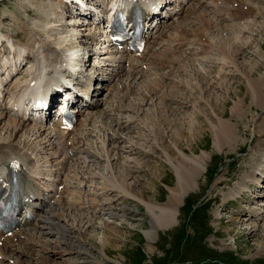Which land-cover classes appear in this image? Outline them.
<instances>
[{
  "label": "rangeland",
  "instance_id": "obj_1",
  "mask_svg": "<svg viewBox=\"0 0 264 264\" xmlns=\"http://www.w3.org/2000/svg\"><path fill=\"white\" fill-rule=\"evenodd\" d=\"M212 1H189L185 13L174 18L172 26L161 33L157 43L150 45L145 58H141L145 72L138 73L142 67L136 72L135 69L142 64L135 63L137 67L128 68L130 73L127 70L128 73H120L116 80L106 79L109 81L108 87L100 98L98 108L93 110V114L99 113L101 117L95 126L91 120L83 125L81 123L79 132L74 134L83 137L91 131L94 136L86 138L89 141H85L80 154L74 151L73 156L60 157L62 144L69 146L75 137L62 135L64 138L66 136V139H62L57 133L59 139L49 138L47 129L39 128L43 125L29 124L28 129L21 131L15 139V129L9 126L14 118L6 113L4 105H0V116H4L0 124V147H16L21 155L35 160L40 171L35 169V164H29L28 168L30 171L32 167L39 173L34 178L40 188L56 190L54 181L58 178L51 176L52 172L66 170L62 175L65 184L62 194L52 196L50 207L53 211L42 213L41 216L48 218L56 215L51 217L57 226L64 227L63 232L60 231L62 234L57 236V230L49 229L52 225L41 224L38 230L28 232L27 235L35 233L43 248L34 246L33 251H27L24 255L13 252L9 254L10 262L3 261L0 264H264V201L260 198L251 199L249 193L255 191L251 189L252 184H256L258 176L262 177L264 172V137L260 136L258 130L259 125L264 123V108L259 110L251 103L253 95L250 96L252 91L249 90L247 78L253 71L255 74L249 80L264 83V0H235L233 3L239 2V10L244 8L243 5H248L247 10L254 12V15L242 18L233 16L235 14L216 17L219 10H216V2ZM61 5L59 0L54 3L52 0L0 2V29L7 31L5 38L8 42H17L15 44L26 49L34 58L28 60L8 91L17 89L23 78L35 69L38 58H46L45 52H42L43 47L37 43L43 40L36 38L40 36L38 33L44 31V34H51L50 40L56 47L66 41L65 36H71L67 44L80 47L75 43L76 40H71L76 39L73 34L75 32L68 27L62 12L59 11L60 17L53 12ZM62 6L61 11L64 13L66 6ZM231 6L234 8L235 5ZM27 8H37L39 15L36 14L33 19L27 17ZM23 14L25 17L20 16ZM40 14L45 17L39 18ZM20 17L24 19L20 20ZM51 18L59 20L53 22ZM204 21L215 24L216 28H207L203 34L200 30L203 29L201 24ZM49 22L53 24L49 26ZM21 26L29 30L25 33L21 31L20 39L11 41L10 36L18 34ZM182 27L191 32L187 36L190 39L187 44L185 38L181 39L183 35L179 34L184 31ZM93 29L88 28L86 34L93 35L96 32ZM195 32H200V43L194 39L196 36L198 38ZM223 41L232 46L231 52L236 55L235 64L231 60L223 62L219 57L217 47L223 46L220 43ZM44 44L47 46V43ZM0 48L2 57L6 48ZM206 51L209 52L208 58L201 65L199 61L203 55L200 52ZM61 54H65L64 51ZM163 54H167V57ZM169 55L181 58L160 68L163 61V65L168 62ZM111 57L108 55L94 59L93 66L98 64L103 67L102 64L106 67L101 72H113L118 65L112 67L111 61H108ZM194 57L200 59L194 61ZM187 59L192 60L190 67H193L186 71L179 65ZM118 69L121 72V67ZM91 72L92 69L85 74ZM217 83L221 84L220 87L212 90L211 87ZM201 88H204L205 98L200 97L203 93ZM236 92L241 94L233 97ZM237 104L246 115L242 119L236 116ZM221 111L227 113L226 119L219 120ZM224 123H230L242 140L237 143L234 152L229 154L214 152L212 148L216 130ZM86 129V134H80ZM155 133L159 135L160 144L154 139ZM111 137H114L113 141ZM104 145L114 151L110 152L112 159L108 157ZM180 148H185L186 154L198 159L194 166L197 165L202 175H199L194 193L188 195L180 206L179 224L170 231L156 234L146 215L144 200L167 203L177 183L173 165L180 160ZM89 155L98 156L101 163L98 164ZM112 165L113 178L120 179L124 184L118 182L119 189L122 188L121 192L131 198H125L124 194L106 184ZM102 170H106L105 175H102ZM219 182L225 185L219 186ZM261 186H264V182ZM144 193L146 198L142 196ZM255 230L257 233L251 234ZM64 231H67V238L61 239L65 235ZM76 250L81 254H77ZM87 252L91 255H87Z\"/></svg>",
  "mask_w": 264,
  "mask_h": 264
},
{
  "label": "bare ground",
  "instance_id": "obj_2",
  "mask_svg": "<svg viewBox=\"0 0 264 264\" xmlns=\"http://www.w3.org/2000/svg\"><path fill=\"white\" fill-rule=\"evenodd\" d=\"M2 0H0V2H1ZM54 1H56V0H52V3H54ZM69 1H72V0H69ZM75 1H77V2H79V3H83L84 4V0H75ZM100 0H92V2H95L93 5H92V8L95 10V11H97V12H99L98 11V9L96 8V4H97V2H99ZM103 1H107L108 2V4L107 5H109V4H111V6L113 7V9H112V11H111V13L109 14V12H107V18H111V16H112V12L115 10V8L117 7V4L118 3H120V4H122L123 6H125V5H127V4H129V1L130 0H122V2L120 1V0H103ZM162 2H164L165 0H161ZM217 1H219V0H213L212 2H216V7H217ZM222 2H221V4L223 5V6H218L217 8H216V10H219V13H223V14H225V15H227V16H229V15H233V14H235V15H233V16H237V17H239V18H242L241 16H243V17H248L249 15H254V12L251 10H247L246 12L244 11V8L243 9H240V10H242V11H240L239 10V8H240V5H239V7L238 8H236V9H234L233 8V6L232 7H230L232 4H233V2L235 1V0H221ZM37 2H38V0H37ZM48 2V1H47ZM202 2V1H201ZM208 2V1H207ZM236 2V1H235ZM145 3H147V1L145 2ZM239 3V2H238ZM51 4V3H50ZM176 4H178V2H176ZM204 5V4H203ZM61 7V6H60ZM59 6L56 8V9H54V14H56L57 13V16L58 17H60V12L59 11H57L58 10V8H60ZM74 7V8H73ZM72 8L76 11L77 10V6H73ZM87 7V6H86ZM42 8V7H41ZM88 8V7H87ZM202 8V7H201ZM34 9H36V10H31L30 8H27V13L29 14V15H33V16H37L36 14H38L39 15V12L37 11L38 9L37 8H34ZM40 9V8H39ZM31 10V11H30ZM89 10H91V7H89ZM26 11H25V15L26 16H28L27 14H26ZM237 11V12H236ZM240 11V12H239ZM44 12V11H43ZM244 14V15H242V13ZM239 13H241V15L239 14ZM238 14L240 15V16H238ZM41 16H39V18H41V19H43L45 16L43 15V14H40ZM199 15V14H198ZM198 15H196V16H198ZM32 16V17H33ZM28 17H31V16H28ZM51 17V16H50ZM198 17H201V15H199ZM230 17V16H229ZM35 18V17H34ZM38 18V19H39ZM231 18H233V17H231ZM236 18V17H235ZM24 18H21L20 17V20H23ZM54 19V18H53ZM52 18H51V21H55V20H59V19H56L55 18V20H53ZM6 20H8V19H6ZM77 17H75V16H73L72 18H71V22H70V24H73V23H75V22H77ZM222 20V19H221ZM217 21V20H216ZM53 22H49L48 24H49V26H51L52 24H53ZM50 23H52V24H50ZM57 23V22H56ZM55 23V24H56ZM63 23V22H62ZM66 23L68 24V22L66 21ZM61 24V23H60ZM38 25H40V24H38ZM202 26V30H200V31H203L202 33L204 34L205 32H207V30L208 29H210L211 27L212 28H216L214 25H211V22H207L206 21V23H205V21H204V23L203 24H201ZM211 25V26H210ZM57 26H59V24L57 25ZM172 26V25H171ZM216 26H218V25H216ZM228 26V25H227ZM240 26V25H239ZM68 27L70 28V29H72V32H75V33H73L74 34V37H76V39H71V40H76V42L75 43H78L79 44V40H77V36L80 34V32H81V28H79V27H76V26H72V25H68ZM189 27V26H188ZM54 28V26L51 28V29H53ZM92 28H94L95 30H98L99 28L98 27H91V29ZM208 28V29H207ZM211 28V29H212ZM217 28H219V27H217ZM93 29V30H94ZM182 29L184 30V31H182V30H179V31H182V32H180L179 34L180 35H183L182 37L183 38H181V39H186V44L187 43H189V42H187V41H189L190 39L187 37L188 35H189V32L190 31H188V30H186V29H184L183 27H182ZM189 29V28H188ZM226 29H228L227 27H226ZM26 30H28L26 27H21L20 28V30L18 31L19 33L18 34H16L17 35V37H19L20 36V33H21V31L23 32L24 31V33H25V31ZM47 30V29H46ZM57 30V28L55 27V31ZM94 30V31H95ZM166 31V30H165ZM218 31H220L219 29H218ZM223 31V30H222ZM79 32V33H78ZM209 32H210V30H209ZM224 32V31H223ZM94 33V32H93ZM191 33V32H190ZM196 34H194V35H198V38H194L195 39V41H199L198 43H200L201 41H202V39L201 38H199V33L200 32H195ZM211 33V32H210ZM30 34V33H29ZM33 34V33H32ZM67 34H68V32H67ZM202 34V35H203ZM212 34V33H211ZM35 35H37V34H35ZM34 35V36H35ZM171 35V34H170ZM219 35V34H218ZM27 36V35H26ZM38 36V35H37ZM41 36V37H40ZM40 36H38V37H36V38H40L41 40H42V42H37L39 45H41V47H43L45 44L44 43H47V46H45V47H50V46H54L53 44H52V41L50 40L51 39V34H49V35H47V37H44L43 35H40ZM184 36H186V37H184ZM216 36V35H215ZM169 37V36H168ZM201 37V36H200ZM65 39H66V41H67V39L68 40H70L69 38H72L71 36H65L64 37ZM164 38V37H163ZM171 38V37H170ZM210 38V37H209ZM239 38V37H238ZM237 38V39H238ZM27 39V38H26ZM165 39H166V37H165ZM165 39H163V41L165 40ZM179 39V38H178ZM193 39V40H194ZM48 40H50V41H48ZM162 40V39H161ZM168 40V39H167ZM180 40V39H179ZM201 40V41H200ZM204 40V39H203ZM207 40V39H206ZM239 40H240V38H239ZM3 41V35L0 33V42H2ZM66 41H62V43L61 44H59L57 47H56V45L54 46V51L52 52V53H50L48 56L47 55H45L46 56V58L44 57V59H46L47 61H45V62H40V64L42 65V66H44V68H46V69H49V71H51V70H53V72L56 70V68H57V64H61V61H63L64 62V64H68V65H66L69 69H70V71H71V73H73L74 75L75 74H77L78 72H79V74H80V82H82V83H84V87H85V92L86 93H91V85H90V83H93L94 82V77L96 76V74H98V73H102V75L101 76H105V74H107L106 72H101V70H100V66L98 65V64H95L94 66H93V68H92V72L90 73V74H85L87 71H88V68H87V65L88 64H86L84 61H83V58H82V56H81V58H80V56H79V51H78V47L75 45V46H73L74 44H70V43H68L67 44V42ZM238 41V40H237ZM64 42V43H63ZM176 42V41H175ZM174 42V43H175ZM177 42H179V41H177ZM208 42V41H207ZM11 43V42H10ZM15 43H17V42H15ZM29 43V42H28ZM66 43V45L64 46V44ZM82 42H80V47L82 46V44H81ZM171 43H173V41L171 42ZM191 43H192V41H191ZM210 44H211V42H209ZM223 46H218L217 48V51H218V53H219V57L221 58V60L223 61V62H226V60H229V62H230V60H231V63H233V64H235V62H236V60H235V53L233 54V52H231V47L232 46H230L229 44H227L226 42H220ZM58 44V43H57ZM63 44V45H62ZM87 44H89V42H87ZM179 44V43H178ZM185 44V43H184ZM204 44V43H203ZM232 44V43H231ZM35 44H33V46H34ZM197 45V44H196ZM209 45V44H208ZM32 46V47H33ZM182 46V45H181ZM211 45H209V47H210ZM59 47V48H58ZM212 47V46H211ZM240 47V46H239ZM35 49H36V47H34ZM74 48V49H73ZM90 48V47H89ZM202 48H204V47H202ZM41 49V48H40ZM76 49H77V51H78V53H77V51H76ZM211 49V48H210ZM26 50V49H25ZM58 50H63L64 51V53L65 54H61L60 53V51H58ZM67 52H71V53H67ZM70 50V51H69ZM88 50H90V49H85L84 51L85 52H87ZM147 49H145L144 51H146ZM206 50V49H205ZM204 50V51H205ZM207 50H208V48H207ZM233 50V49H232ZM210 51V50H209ZM234 51V50H233ZM42 52H43V50H42ZM169 52V51H168ZM202 52H203V50H202ZM237 52V51H236ZM159 54V53H158ZM178 54V53H177ZM200 54H202L203 56L201 57V59L200 58H195V60L194 61H196V59H200V61H199V63L201 64L204 60H206L207 58H208V54H209V52L208 51H206V52H204V53H201L200 52ZM205 54V55H204ZM146 55V53H144L143 54V56H145ZM160 55V54H159ZM68 56H69V58H68ZM161 56V55H160ZM162 56H165V57H167V54H163ZM174 56V57H173ZM173 56H170L169 55V58H168V61L170 60V63L172 62H175L177 59L179 60L180 58L177 56H175V55H173ZM194 56H196L195 55V53H194ZM59 58H60V61H58L59 60ZM154 58V57H153ZM156 58H157V55H156ZM155 58V59H156ZM159 58V57H158ZM193 58V59H194ZM139 59V58H138ZM156 60H158L159 61V59H156ZM185 60V59H184ZM183 60V62L179 65L180 66V68L181 69H184V70H189L190 68H192V67H190L191 65V59H189V61H188V59H187V61H184ZM108 61H110V60H108ZM136 61H138L137 60V58H136ZM166 61H167V59H166ZM7 62V61H6ZM131 63H133V62H135V59H133L132 61H130ZM180 62V61H179ZM223 62H222V64H223ZM4 63V62H3ZM35 63V62H34ZM157 63V62H156ZM161 63V62H160ZM163 63H164V61L161 63L162 65H163ZM166 63L167 62H165V65H166ZM228 63V62H227ZM160 64V65H161ZM167 64H169V62L167 63ZM229 64V63H228ZM232 64V65H233ZM4 65V64H3ZM8 65V63L6 64V65H4V67H6ZM108 65V64H107ZM159 65V66H160ZM195 65V64H194ZM202 65V64H201ZM238 65V64H237ZM97 66V67H96ZM121 66V65H120ZM119 65H118V67H120ZM174 66V65H173ZM196 66V65H195ZM234 66V65H233ZM236 66V65H235ZM39 67V63H37L36 65H35V69H37ZM88 67H90V64H89V66ZM118 67H116V68H114L115 69V71H116V69H117V72L119 73V70L120 69H118ZM122 67H123V65H122ZM121 67V68H122ZM154 67V66H153ZM172 67V66H171ZM178 67V66H177ZM87 68V69H86ZM130 68V67H129ZM133 67H131V69H132ZM161 68V67H160ZM197 68V67H196ZM195 68V69H196ZM14 69H16V66H14ZM83 69V70H82ZM176 69H178V68H176ZM82 70V72H80ZM179 70V69H178ZM194 70V69H193ZM34 71V70H33ZM124 71V70H123ZM130 71L131 70H129L128 69V72L130 73ZM36 72H37V70H36ZM145 72V71H144ZM177 72V71H176ZM219 72V71H218ZM113 73H114V71H113ZM120 73H122V72H120ZM197 73V72H196ZM220 73V72H219ZM10 73H8V75H9ZM33 74V73H32ZM31 74V75H32ZM115 74H116V72H115ZM199 74V73H198ZM254 74H255V72H253V71H251V74H249L250 76H254ZM30 74L29 75H27L26 76V78H23V82L22 83H28V82H30L29 81V76H31ZM216 75H218V73H216ZM153 76V75H152ZM221 76H222V74H221ZM249 76V77H250ZM92 77H93V80H92ZM249 77H247L248 78V87H249V90L251 89V91H252V94L250 95V96H252L253 98L251 99V103L252 104H255V107L256 108H260V109H263L264 108V93H263V88H264V83L263 82H260V81H250L249 80ZM262 77V76H261ZM235 78V77H234ZM263 78H264V76H263ZM207 79V78H206ZM219 79V78H218ZM89 80V82H87ZM209 80V79H208ZM206 81V80H205ZM212 81V80H211ZM216 81V80H215ZM214 81V82H215ZM263 81V80H262ZM220 82V81H219ZM21 83V84H22ZM190 83V82H189ZM209 83V82H208ZM208 83H207V85H208ZM221 85V84H220ZM220 85H219V83H217V84H214L213 86H212V84H211V88H212V90H216L217 88H219L220 87ZM187 87V86H186ZM172 88H175V87H172ZM151 89V88H150ZM204 88H201V90H202V96H200L201 98H205L204 97V90H203ZM210 89V88H209ZM18 91H20V89H18L16 92H18ZM174 91V90H173ZM196 91V90H195ZM175 92V91H174ZM173 92V93H174ZM199 92V91H198ZM201 92V91H200ZM239 92V91H238ZM238 92H236V94H234L233 95V97H235V95L238 97V95H240L241 93H238ZM248 92V91H247ZM19 93V92H18ZM180 93V92H179ZM178 93V94H179ZM193 94H195V92L193 93ZM197 95V94H196ZM196 95H195V97H196ZM232 95V94H231ZM177 97V96H176ZM19 98V97H18ZM190 98V97H189ZM192 98V97H191ZM199 98V97H198ZM251 98V97H250ZM13 99H15V98H13ZM192 99H195V98H192ZM164 100V99H163ZM186 100H188V98H186ZM12 101V100H11ZM15 101V100H14ZM206 102H208V101H206ZM180 104V103H179ZM225 104H227V101H225ZM238 105V104H237ZM97 106H99V103H97V104H95V105H93L92 107H97ZM98 108V107H97ZM97 108H95V109H97ZM259 109V110H260ZM172 110V109H171ZM93 111V110H92ZM235 113H236V116L238 117V118H244V116H246L245 115V113H244V111H243V109H241V106L239 107V105L237 106V108H236V111H235ZM3 114V113H2ZM95 116H97L95 119H94V117H92V120L91 121H93V123H97V119L98 118H100L101 117V115H99V113H95L94 114ZM176 115V114H175ZM15 116V115H14ZM2 117H4V116H2ZM1 116H0V124H2V120H1V118H2ZM16 117V116H15ZM228 116H227V113H225L224 111H221V112H219V120H221V118L222 119H226ZM8 118V117H7ZM13 118V117H12ZM17 119H14V120H11V122H12V124H10L9 126H13V128L15 129V139L19 136V134L21 133V131H24V130H27L28 129V126H29V124H30V119H28V117L26 116V115H23V116H21V117H16ZM168 118V117H167ZM86 120H87V118H86ZM170 120V119H169ZM5 121V120H4ZM175 120H173L172 122H174ZM8 123H10V122H8ZM7 123V124H8ZM147 123H148V121H147ZM221 124V123H220ZM250 124V123H249ZM94 125V124H93ZM150 125H152V124H150ZM8 126V127H9ZM11 126V127H12ZM95 126V125H94ZM31 128H32V126H31ZM35 128V127H34ZM40 128V127H39ZM43 129V128H42ZM219 130H216V134L214 135V137H215V141L213 142V146L214 147H212L213 148V151L214 152H218V153H222V152H224V153H227V154H229V153H231L232 151H233V149L235 150V148H236V145H237V143L239 142V141H242V140H240V137L237 135V132H236V129L230 124V123H224V124H222V126H220V128H218ZM47 130H49V129H47ZM46 130V131H47ZM258 130H259V133H260V136L261 137H264V123H262V124H260L259 125V127H258ZM34 131V130H33ZM40 131V130H39ZM45 131V130H44ZM91 131H89V133H85L86 135H84L83 137H81V138H78V137H75V138H73V139H71L72 140V145L74 146V147H72V148H70V146H66V144L64 143V144H62L63 146H61V156L60 157H62V156H66L69 152H73L75 149H77V151H79V153H81V147H82V144H83V146L85 145V141L86 140H88V139H86V138H92V137H94L93 135H92V133H90ZM38 133H40V132H38ZM37 133V134H38ZM48 133V132H47ZM57 133L58 132H54V133H49L48 134V136L47 137H49V138H52V139H54V137H57V139H59V137L57 136ZM59 135H61V137H62V135H65V134H61V133H58ZM82 134V133H81ZM161 135V134H160ZM67 136V135H66ZM65 136V137H66ZM68 136H72L71 134H69ZM161 137H162V135H161ZM85 138V139H84ZM62 139H64V137H62ZM111 139H112V141L114 140V137H111ZM154 139L157 141V143L158 144H160V141H159V135H157L156 133H155V137H154ZM50 141V140H49ZM89 141V140H88ZM63 142V141H62ZM104 144H105V142H104ZM239 145V144H238ZM105 147H106V151H107V155H108V157H111L110 156V152L112 151V149L111 148H109V146H106V145H104ZM108 147V148H107ZM70 149H71V151H70ZM111 149V150H110ZM181 149V151L178 153V154H180V160H179V162H177L175 165H173V169L175 170V174H176V178H177V183H176V186H175V188H173L172 189V193H170L171 194V196H169L168 197V201H167V203L166 204H161V203H151V202H148L147 200H144V203H145V205L144 206H146V211H147V214L146 215H148L149 216V218H150V220H151V229L156 233V234H159L160 232H165V231H170V230H172V229H174L178 224H179V217H180V206H182L183 204H182V202H183V200L188 196V195H190V194H192V193H194V191H195V188H197V186H198V180H199V178H200V176L202 175V173H201V171H199V168L197 167V165L196 166H194V162L195 161H197L198 159H194V155H188V154H186L187 153V151H186V149L185 148H180ZM237 149H238V147H237ZM17 150V151H16ZM177 151V150H176ZM114 151H112V153H113ZM234 152V151H233ZM87 153H89L90 154V152H88L87 151ZM174 154H175V152H173ZM194 154V153H193ZM90 156V155H89ZM94 156V157H93ZM200 156H202V155H200ZM95 162H100V158L98 157V156H95V155H91L90 156ZM96 157L98 158V159H96ZM203 157L205 158V156L203 155ZM19 158H22V159H19ZM199 158V157H198ZM18 160L19 162H23L24 164H25V166L28 168L29 166V164H31V163H34V159L32 160V158H30L29 156H27V155H21V153L19 152V149L18 148H16V147H11L10 145L7 147V148H4V147H0V175H2V176H4V174H5V172H6V167L8 168V166H9V164H10V162L12 161V162H14V160ZM24 159V160H23ZM110 159V158H109ZM111 159H112V157H111ZM200 159V158H199ZM111 162H113V161H111ZM101 163V162H100ZM100 163H98V164H100ZM174 164V163H173ZM197 164V163H196ZM171 165V164H170ZM33 166V165H32ZM31 167V166H30ZM112 167V171H111V174L108 176V179H107V185L109 186H113V188L114 189H116L118 192H120V193H122L121 192V190L120 189H122V188H120L119 189V187H120V185H118L117 183L119 182V184H121V185H124V184H122L123 182L119 179V180H117V179H115V178H113V175H114V166L112 165L111 166ZM32 168V167H31ZM30 168V171L32 170ZM29 169V168H28ZM105 171L106 170H102L101 172H102V175H105ZM34 174V173H33ZM36 174H37V176L39 175V173H37L36 172ZM200 175V176H199ZM20 181H25L26 183H27V185H28V181H27V179L30 181V178H29V176H25V174H23V172H20V174H19V176L17 177ZM33 180H34V178H33ZM33 180H32V178H31V182L34 184V182H33ZM122 183H121V182ZM59 184H62L61 182L59 183ZM224 183L223 182H219L218 183V185L219 186H221V185H223ZM225 185V184H224ZM124 188V187H123ZM125 193L127 192V191H124ZM56 193V192H55ZM128 193V192H127ZM122 194H124V193H122ZM124 196H125V198L126 197H128V198H131L132 196H130V195H125L124 194ZM142 196L144 197V198H146V196H145V193L144 194H142ZM135 197V196H134ZM259 200H264V199H259ZM43 206H44V208H46V207H49L50 206V203H48V202H46V200H41V202H40ZM50 214V213H49ZM48 214V215H49ZM51 216H53V217H55L56 215H51ZM51 216H48V218L47 217H41L40 216V222L39 223H37L36 225H32V227H31V229L32 230H34V232L36 231V230H38V228L39 227H41L40 225L41 224H44V225H52L51 227H49V229H51V228H54L55 230H57V232H55V234H57V236H60L61 234H60V231H62L63 232V228L64 227H61V226H57V223H55L54 221H53V217H51ZM126 216V215H125ZM58 218V217H57ZM56 218V219H57ZM59 219V218H58ZM57 219V220H58ZM44 220V222L42 223V221ZM234 223H236V222H234ZM47 227V226H46ZM45 227V228H46ZM44 229V228H43ZM42 230V229H41ZM54 232V231H53ZM67 233V231H64V233ZM63 233V234H64ZM65 233V235L64 236H61V239L63 238V239H65V238H67V234ZM257 233V231L255 230V231H253V232H251V234H256ZM28 234V232L26 233V235ZM54 234V235H55ZM17 235V234H16ZM15 235V236H16ZM25 235V234H24ZM35 233L33 234V233H31L30 235H29V237L25 240V241H22L21 243H17V241H14L13 240V238L15 237V236H13L12 238H10V237H7L5 240H4V244H3V246L2 247H0V253L1 254H4L5 256H7V255H11L13 252H15L16 254H18V253H20V254H22V255H24V254H26V252L27 251H33V248L32 247H34V246H39L40 248H43V247H41V246H43L42 244H41V242L40 243H38L39 241L37 240V237H35ZM28 236V235H27ZM42 237V236H41ZM41 237H40V239H41ZM60 239V240H61ZM67 240V239H66ZM68 241V240H67ZM63 242V241H62ZM35 243V244H34ZM58 243H59V241H58ZM61 243V242H60ZM67 243V242H66ZM65 244V243H64ZM59 245V244H58ZM44 248H46V246L44 245ZM59 248H61V247H59ZM57 249L56 248V250H61V249ZM11 252V253H10ZM56 252V251H55ZM77 254H81L80 253V251H78V250H76L75 251ZM15 253H14V255H15ZM54 253V252H53ZM82 253L83 254H85L83 251H82ZM28 254V253H27ZM33 253H31V255H32ZM29 255V254H28ZM29 256V257H32V256ZM87 255H91L90 253H88L87 252ZM18 256V255H17ZM27 256V255H26ZM14 257V256H13Z\"/></svg>",
  "mask_w": 264,
  "mask_h": 264
}]
</instances>
